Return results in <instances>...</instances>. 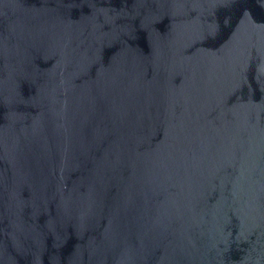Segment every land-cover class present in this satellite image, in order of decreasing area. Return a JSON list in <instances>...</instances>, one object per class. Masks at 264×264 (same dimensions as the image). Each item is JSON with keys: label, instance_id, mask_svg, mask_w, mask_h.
Returning a JSON list of instances; mask_svg holds the SVG:
<instances>
[{"label": "water", "instance_id": "1", "mask_svg": "<svg viewBox=\"0 0 264 264\" xmlns=\"http://www.w3.org/2000/svg\"><path fill=\"white\" fill-rule=\"evenodd\" d=\"M0 264H264V0H0Z\"/></svg>", "mask_w": 264, "mask_h": 264}]
</instances>
